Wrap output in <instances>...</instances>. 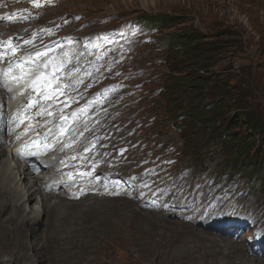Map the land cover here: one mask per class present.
Instances as JSON below:
<instances>
[{
    "label": "rangeland",
    "instance_id": "1",
    "mask_svg": "<svg viewBox=\"0 0 264 264\" xmlns=\"http://www.w3.org/2000/svg\"><path fill=\"white\" fill-rule=\"evenodd\" d=\"M22 1L17 0V4ZM48 9L46 13H39L33 23L25 27L12 26L3 33L9 36L11 29L19 27V31L24 30L21 35L27 36L32 26H35V30L45 27L53 30L57 26L62 32L52 36L51 41L65 42L62 37L68 36L80 43L77 51L79 54L83 43H91L93 39L100 38L98 35H107L128 25H141L144 28L139 33L132 29L136 36L135 42L126 51L131 53L125 63L123 64L125 59L120 60L121 66L108 75V79L98 81L97 87L89 96L80 94L83 108H87L82 115L92 109L94 112L79 122L92 115L97 117L113 114L116 119L120 117L123 124L120 129V124L118 128L115 124V129L126 132L128 125L137 126L139 131L135 135L129 131L120 139L125 146L134 150L132 162L135 165L165 167L169 171L166 178L170 180L176 194H181L186 189L197 192L205 190L204 193L208 190L206 196L210 197L216 189L230 184L231 192H234L233 184L236 183L239 191L227 210L234 211L236 215L244 211L249 215L245 217L246 221L258 214L264 222V190L258 179L259 174L249 172L251 176L247 178L232 172L224 162L226 157L220 146L200 144L193 149L188 148V143L175 129L173 122H176L175 116L179 114L175 110L179 105L175 104L180 100L194 101L193 96L179 92L173 101L167 102L165 97L157 96L158 92L164 90L161 88L162 83L149 81V86L145 85V79L150 75L162 77L163 74L166 78L175 76L166 65V59L170 55L166 46L179 33L194 31L208 38V42L221 43L226 47L208 72L224 78L231 95L235 94L233 88L241 87L246 90L241 95L247 94L244 99L247 109L254 115L261 114L264 122V0H66V3H53ZM64 10L68 12L67 18L63 15ZM156 16L170 17L179 24L161 31L156 29L148 32L153 28L152 18ZM44 38L42 37L43 41H46ZM74 60L75 58L74 69L83 67L84 59ZM141 84H144L143 88L139 89ZM62 99L63 96L58 94V101ZM233 115L234 112L230 111V117ZM98 119L100 118L95 120L99 122ZM140 142L141 146H138ZM118 143L116 141L115 144ZM147 145L148 148L145 149ZM5 148L8 149L6 146ZM5 159L12 161L7 151ZM127 168V175L135 169L134 165ZM193 195L194 193L186 200L193 199ZM32 203L25 206L26 212L21 221L23 226L32 222L34 217L28 208ZM70 203L76 204V207L81 206L76 210L69 208L65 215L52 216L55 223L62 226V230L48 225L50 216L47 214L39 221L29 223L28 229H34L36 236H30L29 233L25 236L24 233H18L14 225H8L11 209L5 211V208L0 215V264H204L199 260L186 262L181 259L180 255L192 245L187 244L189 240L197 241L199 256L206 255L213 259L211 252L223 251L216 255L220 257V264H264V256L257 257L250 253L251 244L247 239L251 235L248 230L240 239H234L219 234L226 228H220V225L217 229L213 228L220 217H209L205 223L195 218L193 225L188 224L180 217L183 210L187 211L188 208H182L181 204L174 206L173 211L177 214L170 210L172 213L165 215L157 211H145L139 202L127 199L88 197L80 202ZM24 204L26 203H23L21 210H24ZM201 207L200 204L198 209ZM151 217L154 219H150ZM161 220L166 222L165 225H158L157 222ZM196 233L206 237V234L211 235L219 243L213 244L206 237H197ZM11 238L12 241H8ZM234 244L243 248V255H247V260L242 258L238 261L233 254L226 256L232 252L230 250Z\"/></svg>",
    "mask_w": 264,
    "mask_h": 264
},
{
    "label": "trees",
    "instance_id": "2",
    "mask_svg": "<svg viewBox=\"0 0 264 264\" xmlns=\"http://www.w3.org/2000/svg\"><path fill=\"white\" fill-rule=\"evenodd\" d=\"M152 19V30L161 31L179 24L170 17L156 16ZM207 39L194 31L179 33L171 38L166 46L170 53L166 65L175 76L166 78L163 74L162 77L150 75L145 79V85L148 87L149 81L162 83L161 88L164 90L158 92L157 96L165 97L167 102L173 101L179 92L193 96L194 101L180 100L175 104L179 105L175 109L179 114H176V122L173 123L182 139L188 143L187 147L193 149L200 144L220 146L227 167L247 178L251 176L249 172L258 173L264 190L262 115H254L247 109L244 102L247 94L241 95L246 90L233 88L235 94L231 95L224 78L208 72L226 47L221 43L208 42ZM230 111L234 112L232 117Z\"/></svg>",
    "mask_w": 264,
    "mask_h": 264
},
{
    "label": "bare ground",
    "instance_id": "3",
    "mask_svg": "<svg viewBox=\"0 0 264 264\" xmlns=\"http://www.w3.org/2000/svg\"><path fill=\"white\" fill-rule=\"evenodd\" d=\"M29 1L30 0H23L22 2L17 4V0H13V1L12 0H0V38L2 36H6L7 33H3V32L6 29H9L14 25L10 21V19L12 17L17 18V20H19V23H18V24H20L19 27H21V26L25 27V25H22L21 20H22V17H25V15H27L29 13V11L31 10V7L29 6ZM52 2L53 3H55V2L66 3V0H45V2L40 3L39 4L40 9H38L36 12H33V14L36 15L35 19L38 18L39 13H43V12L46 13L49 10L48 8H50L51 5L53 4ZM21 9H26V13L22 14V13L18 12L17 14L13 15V12L20 11ZM46 9H48V10L46 11ZM41 10H44V11H41ZM62 12H63V15L66 17L68 12H66L65 10ZM4 18H6V21ZM47 26H49V25H47ZM18 28L17 29H11L9 31V33H10L9 37H13L16 41H19V37L21 36V32L22 33L24 32V30L19 31ZM27 28H29V26H27ZM54 28L56 30H58L57 26H55ZM27 36L23 35L24 38ZM62 38H64V41H70V40L73 41V39H70L68 36H65V35ZM44 40H46V37L44 38ZM22 41H23V39H22ZM74 61H76V58ZM74 68H75V66H74ZM1 75L2 74L0 72V81H1ZM63 82L66 83L67 81H63ZM65 92H66V89H65ZM10 95H11V93L7 89H1L0 88V111H2L4 114L7 113V110L9 107L6 105L5 99H6V97H10ZM17 103H19V101L16 100V101H13L11 104L14 105ZM91 121H93V120L91 119ZM118 123L119 122H113L112 126H114L115 124H118ZM106 124L108 125L109 123L107 122ZM121 126H123L122 122H120V126L118 129H120ZM118 129L114 128V131H118ZM122 133H123L122 131L119 132V134H122ZM5 146H6V143L4 142V133H3V134H0V215H2V211L5 208H6L5 211H7V209L10 208L11 209V217L9 218L8 225H11V224L14 225V228L17 230V232L18 233L21 232L22 234L24 233L25 236L28 233L30 234V236H36V232L34 231V229H30V230L28 229L29 223L31 224V223H35L36 221H39L45 214L50 216L48 219V225H52L53 227H59V230H62V226H59L58 224H56L55 219H52L53 214L56 216L60 215V214L65 215V213H67L70 209L76 210L81 205L76 207V204L70 203V200H68L64 196L61 189H59L58 193L53 192V191L46 193L45 189L49 185H52V188L58 187L57 181L59 180V178L57 176H55L49 170H46L45 172H42L39 176H36V174L33 172V170L31 169V167L28 164H25V163L20 162V161H15V158L12 156V150L10 148H8L6 150ZM6 151L9 153L10 156H12L11 162L16 163L15 165H12L9 159H5ZM142 151H143V149H142ZM150 164H152V163H150ZM51 194H53V196L49 197L48 195H51ZM72 202H74V201H72ZM23 203H26V204H24V210H21ZM31 203L33 205L28 207V208L32 211L31 216L34 215V217H32V220H31L32 222H27V224H26L27 226H23L21 221L23 220V215L26 212L25 206L28 204H31ZM176 204H181V201L177 198H176ZM187 208L189 211L192 210V207L190 205H188ZM173 210H174V208H173ZM173 212H175V211H173ZM160 213H162V212H160ZM170 213H172V212L170 211ZM156 215H159V214H156ZM150 219L153 220L154 218L151 217ZM164 220H161V222H157L158 225H159V223H161V224L163 223L165 225L166 220L165 221ZM167 221L170 222L169 220H167ZM219 221H220V219H218L217 224L214 225L216 228H217V226L220 225ZM58 222H61V221L59 220ZM146 223H147V225H150L149 222H146ZM210 228H212V227H210ZM206 235H207V237L204 236L203 234L199 235L196 233L197 237H206L207 239H210L211 241H213L214 242L213 244L216 243V245H217V243H219V241H217V239L215 237L208 235V234H206ZM12 239L13 238H11L8 241H12ZM175 243H173V244H175ZM189 243H192V245L188 246V247H190V249L187 251H184V252L182 251L183 253L180 255V257L183 261L189 262L192 260H199V261H203L204 264H220V257H218L216 255L223 253V251L220 250L216 253L211 252V254L214 256V258L209 259L206 255H200L199 256L200 247L196 245L197 244L196 240H192V241L189 240V242L187 244H189ZM7 246H8V248H10V245L7 244ZM230 251H232V252L227 253L226 256L233 254L234 258H236L238 261H240L242 258L247 260V255L246 254L243 255V248H240L238 245L234 244L233 249ZM0 252H1V247H0ZM224 258H225V256H224ZM39 259H40V257H39ZM251 264H259V263L251 262Z\"/></svg>",
    "mask_w": 264,
    "mask_h": 264
},
{
    "label": "snow or ice",
    "instance_id": "4",
    "mask_svg": "<svg viewBox=\"0 0 264 264\" xmlns=\"http://www.w3.org/2000/svg\"><path fill=\"white\" fill-rule=\"evenodd\" d=\"M39 3L37 0L36 7H39ZM9 50L15 54L17 51L16 48L12 47L11 44L8 45ZM47 53L41 54L39 52L36 53L37 59H30L29 64L27 67H25V63L23 60H21L18 63L10 62L8 65V70L3 75V81L5 83V87L8 91H11V83H15L19 86L22 91L20 92L21 95H24L25 92H27L29 89L31 90V93H34L35 95L30 94V98L28 102L26 103L24 109H22V112L18 114L17 119L19 123H23L24 120L28 119H34L35 117H28L27 112L35 107L37 104H39V100L37 97H40L43 99L46 103L41 105L39 111H37V116H48V117H54L57 114V105H59L58 112H59V120L60 124H53L51 128L47 129V132L45 133V139H44V148L46 150L51 149L55 147L56 145L61 146V150L64 148H70L73 144H75L77 141L76 139H73L72 136H83L84 132L89 131L86 122L83 124V130L78 127H71V123L73 120L78 119L81 114L85 113L87 111V108H81L80 112L73 113L71 116H65L63 115L64 109L70 106V103H78V101L72 97L71 95L67 94L64 90L68 87H72L73 90L76 89V84L82 83L81 80L77 79L75 83H73V72L79 71L76 70H69L67 73H65V65L70 62L67 59H62L59 57H51L43 64L38 63L39 59H43L44 56H46ZM67 55V54H65ZM4 57L3 55H0V60H2ZM14 69H18V72L14 71ZM60 73V75H58ZM62 81H67L62 82ZM10 82V83H9ZM58 94L65 96L64 101H58ZM48 101H51L52 103H47ZM52 123V121H45V125ZM31 124H29L24 129V134L26 135L28 131L31 130ZM58 129V131H56ZM71 133V135L68 136V142H64V137L67 133ZM19 138V137H18ZM51 138L52 144H47L46 141ZM98 139V138H97ZM95 146V140L90 141L89 146L84 147L83 151L85 153L90 151L91 147ZM123 151V150H122ZM18 154L20 153V150H18ZM35 154V153H33ZM81 159H87L85 156H80ZM68 159H77V155H72L68 157ZM63 163V161H61ZM80 176H90L91 173H79ZM67 176L69 179L73 178V173H67ZM81 193H83V190L81 189Z\"/></svg>",
    "mask_w": 264,
    "mask_h": 264
}]
</instances>
